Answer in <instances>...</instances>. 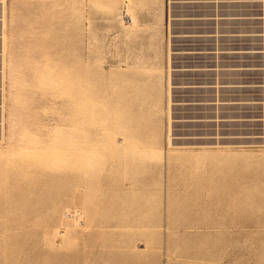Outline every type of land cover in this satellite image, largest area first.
<instances>
[{
  "label": "rangeland",
  "instance_id": "374dc122",
  "mask_svg": "<svg viewBox=\"0 0 264 264\" xmlns=\"http://www.w3.org/2000/svg\"><path fill=\"white\" fill-rule=\"evenodd\" d=\"M0 264H264V0H0Z\"/></svg>",
  "mask_w": 264,
  "mask_h": 264
},
{
  "label": "crops",
  "instance_id": "0c3cea01",
  "mask_svg": "<svg viewBox=\"0 0 264 264\" xmlns=\"http://www.w3.org/2000/svg\"><path fill=\"white\" fill-rule=\"evenodd\" d=\"M144 154L145 155H142V156H136V155L135 156H129L130 162L128 163L127 166H125V173L127 175H130L132 173L137 174L138 179L135 180L134 184L136 186L143 184V185H145V188H148L149 186L147 187V184H144L146 182H144V180L141 181V178H139V176L142 174L145 175L148 173L150 175L154 174V169H155V167H153L154 161L157 162V161L162 160L164 158L166 159L167 156L164 154L163 150L158 148V147H150L149 149H145ZM128 155H130V154H128ZM149 163H151V164H149ZM138 164L140 165L139 167H138ZM142 205L143 204L140 202L136 205V207L140 208ZM149 219L153 220L150 217H149ZM90 220L91 219H87V221H90ZM85 221H84V223H85Z\"/></svg>",
  "mask_w": 264,
  "mask_h": 264
},
{
  "label": "bare ground",
  "instance_id": "6f19581e",
  "mask_svg": "<svg viewBox=\"0 0 264 264\" xmlns=\"http://www.w3.org/2000/svg\"><path fill=\"white\" fill-rule=\"evenodd\" d=\"M5 9V8H4ZM5 13V12H4ZM122 16V15H121ZM4 19H5V15H4ZM136 20L135 19H133V21H132V23H131V26L130 27H132V28H134L135 26H136Z\"/></svg>",
  "mask_w": 264,
  "mask_h": 264
}]
</instances>
